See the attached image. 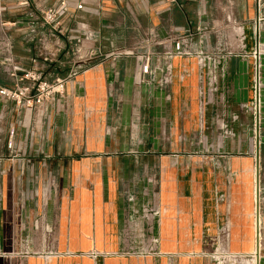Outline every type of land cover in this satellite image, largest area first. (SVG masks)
<instances>
[{"label": "crops", "instance_id": "obj_1", "mask_svg": "<svg viewBox=\"0 0 264 264\" xmlns=\"http://www.w3.org/2000/svg\"><path fill=\"white\" fill-rule=\"evenodd\" d=\"M83 4L90 11L100 9L98 14L78 12L76 16L90 26L100 51L89 60H78L73 46L65 42L57 62L38 61L45 80L53 82L58 78L64 84L46 115L0 100V175L9 190L0 209V245H10L13 225L22 226L23 219L35 217L40 209L45 210L48 217H58L60 232L67 234L66 239L57 242L58 249L89 252L119 247L116 234L129 206L123 201L121 189L123 191L131 175L154 167L157 147L149 145L142 131L149 130L150 124L157 120L160 121L158 127H163L166 118L163 106L167 104L161 91L137 88L139 70L132 59L119 60L112 65L101 58L106 56L109 42L116 43L117 47H132L133 35L140 31L152 32L162 39L174 33H190L193 35L192 49L181 52L172 66L171 91L177 100L171 102V107L173 104L179 106V120L183 122L180 135L183 128L187 142L188 137L192 139L204 133L198 123L200 89H217L206 119L211 131L206 135L214 138L217 126L212 115L213 104L217 105L220 99L226 100L228 119L238 115V120L229 124L233 137L221 146L223 148L214 150L227 158L222 168L227 170L228 165V172L216 170L212 164L181 160L173 176L164 166V186L157 203L170 209L169 219L178 208L182 222L189 226L191 216H195L201 232L209 229L214 234L226 228L228 249L237 259L248 257L257 243L256 226L264 234V207L258 212L253 198L252 161L247 155L246 144L251 126L249 104L253 100L255 64L260 66L259 119L264 121V0H176L175 3L167 0H83ZM19 12L10 8L2 15V21L8 25L13 55L26 70L36 58V44L18 23ZM68 24L73 22L68 21ZM217 40L223 42L222 49L217 48ZM148 68L151 75L145 78L162 87L161 74L167 73L168 68ZM0 85L12 87V82L1 71ZM110 89H113L111 98L108 96ZM136 104H140L139 129L142 131L137 142H127L124 122L129 119L131 106ZM108 121L110 136L105 137L102 130L106 129ZM261 132H264L262 124L260 135ZM13 138L16 145L10 147ZM179 149L184 153H201L204 147L185 143ZM13 153L19 154L12 157ZM92 153L101 156L89 157ZM48 172L56 176L61 187L60 192L53 191L49 196L41 191ZM120 179L124 181L122 186ZM33 190L36 193L33 194ZM218 193L226 194L224 201L217 197ZM151 198L146 199L148 204L155 200ZM6 232H9L8 237ZM106 232L115 234L113 241L101 240V233ZM16 263L169 264V261L86 255L27 257L19 262L0 260V264ZM178 264L209 263L204 259L185 258ZM259 264H264V256L259 258Z\"/></svg>", "mask_w": 264, "mask_h": 264}, {"label": "rangeland", "instance_id": "obj_2", "mask_svg": "<svg viewBox=\"0 0 264 264\" xmlns=\"http://www.w3.org/2000/svg\"><path fill=\"white\" fill-rule=\"evenodd\" d=\"M132 43V47H117L118 45H116V43L109 42V50L106 56L101 58L102 61H107L108 64L113 65L119 60L132 59L134 65L138 66L139 70L136 79L137 88L139 90L145 88L149 92L152 90L155 92L158 90L161 91L164 96V102H166L167 105L165 107L163 106L166 118L163 119L162 128L158 127L160 121L157 120L153 124H150L149 130H141L145 137L148 138L149 145L157 147L154 154V167L140 170L139 174L131 175L130 179H126L125 184L127 185L124 186L123 191L121 189L123 201L129 204L128 207L130 209H128V207L126 208L127 210L125 209L126 212L124 214L126 217H124V220L121 222L119 231L116 234L119 247L92 249L89 252L58 249L55 247L57 242L60 241V239H66L67 234H62L60 232L59 223L57 222L58 217H48L45 210L38 209V215L23 219L22 226L13 225V230L10 234V245H0V260H10V262L16 260V262H19L24 261L27 257L49 258L86 255L100 257H134L141 260L167 259L169 264H178L180 260L185 258L204 259L209 264H259V258L264 256V234L258 226H256V231L259 234V239L256 233L257 243L254 245L251 254L246 258L237 259L235 258L237 257L236 254L228 249L229 232L226 228L222 227L214 234H212L209 229H204V231L201 232L196 225L195 216H191V225L189 226L182 222V215L178 208L174 211V217L169 219L168 213L170 209L160 206L159 202L157 203L158 198L161 197L162 188L164 186V184H162V176L165 170L162 169V167L164 166L168 167V170L173 173V176L181 160H186L189 163L196 161L204 162L208 166L212 164L216 170L228 172V165L226 166L227 170L222 168L225 166L227 158L222 157L224 156L223 153H216L214 150H217L216 148H223L226 141L233 137L229 129V124L230 121H237L238 115L234 114L228 119L226 100L222 102V99H220L217 105L216 103L213 104L215 109L212 115L214 116V124L217 126V129H215L214 138L211 139L208 134L206 135V132L211 131L209 127L210 124L206 119L209 118L210 103L211 100L216 97L217 89L212 87L200 89V117L198 123L200 125V131L204 128V133H198V136H193L192 139L188 137L187 142H185L183 128L180 135V127L183 126V122L179 120V106L173 104L171 107V102H173L174 99L175 101L177 100V96L173 97L174 94L171 91L174 79L172 66L176 63L175 60L179 57L181 50L176 48L174 38L159 44L155 42V39H152L150 35L136 33L135 36L133 35ZM223 47V42L217 40V48L222 49ZM90 49L93 52L92 55L100 51L94 42L90 44ZM146 66L147 72L145 73L143 68ZM151 66L158 68L164 66L168 68L167 73L161 74V79L165 82L162 87L155 85L152 79L147 80L145 78V76L151 75L148 73V67ZM1 73L5 76L2 71ZM112 94L113 89L108 90V96L110 98ZM220 95L222 96V94ZM139 107L140 104L131 106L129 119L127 122H124L126 124V126H124V140L127 142H133V140L137 142V136L141 135L139 129ZM249 108L251 110V126L249 127L248 136L246 138L247 155H249L252 161L251 172L254 182L253 195L255 187H257V210L259 212V208L264 207V145H262L264 144V132H261V135L259 134V129L261 124L264 125V121L261 122L259 119V105L256 107L258 110V117L254 119L253 100L251 104H249ZM102 131L105 137L110 136L109 121L107 122L106 129ZM159 137L160 139H158ZM97 140L96 142H98ZM185 143L188 145H195L196 143L201 144L204 150L201 153L181 152L179 148ZM15 145L16 140L13 138L11 147H15ZM146 145V143L145 145L143 144V146H145L144 149H146ZM171 148L172 150H170ZM18 154L19 153H13L12 157H17ZM99 156H101L99 153H92L89 155V157L92 158H97ZM146 159L147 158H144L143 161L146 162ZM51 173L52 172H48V174H46L47 179L43 180L44 185L41 189L42 193H46L48 196L53 191H55V193L60 192L61 189L56 176H54L53 173L51 175ZM1 176L2 175H0V209L3 203L6 202L5 195L9 192L8 188L4 186ZM226 178L228 179V174ZM122 182L124 181L120 179L119 183H121V186L123 184ZM32 193L34 194L36 192L33 190ZM217 195L220 200L224 201L226 198L225 193H218ZM151 197L155 200H150L148 204L146 199ZM33 198L36 199V195L33 196ZM130 199H132V202L129 201ZM139 199L146 200L147 202H141ZM36 202H34V205L37 204ZM130 214L133 215L132 219H130ZM169 221L173 222V224L170 225ZM6 236H9V232H6ZM114 237L115 234L113 233H101V240L111 242L114 240Z\"/></svg>", "mask_w": 264, "mask_h": 264}, {"label": "built area", "instance_id": "obj_3", "mask_svg": "<svg viewBox=\"0 0 264 264\" xmlns=\"http://www.w3.org/2000/svg\"><path fill=\"white\" fill-rule=\"evenodd\" d=\"M167 1L176 2V0ZM10 8L20 11L18 23L23 25L30 41L36 44V58L31 61L32 66L26 70L21 68L13 55L12 39L7 31L8 25L2 21V15L6 14ZM99 11L100 9L87 10L83 0L75 2L55 0L53 4H50L48 0H0V68L12 82V87L0 85V100L14 102L18 106L45 116L49 105L55 101L56 95L61 94L64 84L63 80L58 78L53 82L45 80L43 67L38 61L57 62L58 54L65 42L73 46L74 55L78 60H89L93 57L95 54L92 55L90 44L94 42L95 34L89 25L78 20L76 16L78 12L98 14ZM68 21L73 24H68ZM11 26H15V23H11ZM140 34L150 35L159 44L174 38L176 48L181 52L192 49L193 35L190 33L186 35L174 33L163 39L156 37L152 32L140 31ZM252 56L256 60V52H253ZM143 71L147 72V66L143 68ZM163 84H165L164 80L161 82V85ZM252 90L254 118L257 119L256 103L260 107V66L258 64H255L253 69ZM9 146H12V141ZM129 201L132 202V199ZM257 238L259 239V234Z\"/></svg>", "mask_w": 264, "mask_h": 264}, {"label": "bare ground", "instance_id": "obj_4", "mask_svg": "<svg viewBox=\"0 0 264 264\" xmlns=\"http://www.w3.org/2000/svg\"><path fill=\"white\" fill-rule=\"evenodd\" d=\"M253 52H254V50H253ZM256 97H257V95H256ZM256 107H257V103H256V106H255V110H256V116L258 117V110L256 109ZM255 119V118H254ZM256 183H257V181H256ZM257 193H258V190H257V187H255V191H254V195H253V198H254V201H255V198H256V200H257ZM257 237V236H256ZM258 247V246H257ZM258 256V255H257ZM257 263V262H256Z\"/></svg>", "mask_w": 264, "mask_h": 264}, {"label": "water", "instance_id": "obj_5", "mask_svg": "<svg viewBox=\"0 0 264 264\" xmlns=\"http://www.w3.org/2000/svg\"><path fill=\"white\" fill-rule=\"evenodd\" d=\"M257 152H258V146H257Z\"/></svg>", "mask_w": 264, "mask_h": 264}]
</instances>
